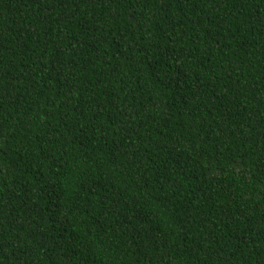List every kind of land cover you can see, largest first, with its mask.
<instances>
[{
    "label": "trees",
    "instance_id": "trees-1",
    "mask_svg": "<svg viewBox=\"0 0 264 264\" xmlns=\"http://www.w3.org/2000/svg\"><path fill=\"white\" fill-rule=\"evenodd\" d=\"M0 264H264V0H0Z\"/></svg>",
    "mask_w": 264,
    "mask_h": 264
}]
</instances>
